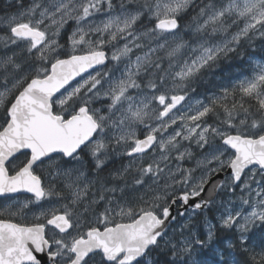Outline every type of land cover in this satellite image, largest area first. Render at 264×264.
Returning a JSON list of instances; mask_svg holds the SVG:
<instances>
[{"label":"snow or ice","instance_id":"1","mask_svg":"<svg viewBox=\"0 0 264 264\" xmlns=\"http://www.w3.org/2000/svg\"><path fill=\"white\" fill-rule=\"evenodd\" d=\"M8 8L0 264H264V0Z\"/></svg>","mask_w":264,"mask_h":264},{"label":"flooded vegetation","instance_id":"2","mask_svg":"<svg viewBox=\"0 0 264 264\" xmlns=\"http://www.w3.org/2000/svg\"><path fill=\"white\" fill-rule=\"evenodd\" d=\"M10 3V0H0V15H3L6 11H10V9L8 8V4ZM246 50L248 52L249 55L252 54L253 49L247 48ZM250 50V51H249ZM237 61V62H236ZM226 66H229L228 64H225ZM230 69L227 70V72L225 71L224 74H235L237 72V68H238V60L233 61L232 66H229ZM21 199H23L24 197L21 196ZM6 200H4L3 198L0 199V204H4Z\"/></svg>","mask_w":264,"mask_h":264},{"label":"trees","instance_id":"3","mask_svg":"<svg viewBox=\"0 0 264 264\" xmlns=\"http://www.w3.org/2000/svg\"><path fill=\"white\" fill-rule=\"evenodd\" d=\"M250 49H253V48H250ZM251 55H254L257 60L264 61V51H261L259 44L256 45L255 50L253 49V52H252ZM238 65H239V62H238ZM228 69H230L229 66L223 65L222 71L218 72L217 75L224 74L225 71L227 72ZM237 71H240L239 66H238V70ZM213 80H214V78H213ZM205 85L210 87V84H205ZM200 91L202 92V86H201Z\"/></svg>","mask_w":264,"mask_h":264},{"label":"rangeland","instance_id":"4","mask_svg":"<svg viewBox=\"0 0 264 264\" xmlns=\"http://www.w3.org/2000/svg\"><path fill=\"white\" fill-rule=\"evenodd\" d=\"M244 50H246V49H244ZM246 51H247V50H246ZM247 53H248V52H247ZM252 56H254V55H252ZM254 57H255V56H254ZM238 62H239V61H238ZM238 72H239V71H237L235 74H237ZM205 88H209V87H208L207 85H205V84L202 85V92L204 91ZM8 202H9V201H7V200L5 201V203H8ZM5 203H4V204H5Z\"/></svg>","mask_w":264,"mask_h":264},{"label":"water","instance_id":"5","mask_svg":"<svg viewBox=\"0 0 264 264\" xmlns=\"http://www.w3.org/2000/svg\"><path fill=\"white\" fill-rule=\"evenodd\" d=\"M24 195H30V194H24ZM0 199H2V198H0Z\"/></svg>","mask_w":264,"mask_h":264},{"label":"bare ground","instance_id":"6","mask_svg":"<svg viewBox=\"0 0 264 264\" xmlns=\"http://www.w3.org/2000/svg\"><path fill=\"white\" fill-rule=\"evenodd\" d=\"M250 51V50H249ZM237 62V61H236ZM238 69V68H237Z\"/></svg>","mask_w":264,"mask_h":264}]
</instances>
